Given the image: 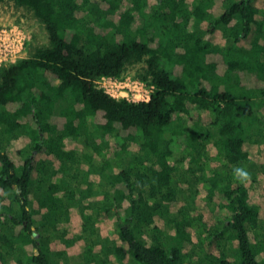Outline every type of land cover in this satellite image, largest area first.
<instances>
[{
  "label": "trees",
  "instance_id": "obj_1",
  "mask_svg": "<svg viewBox=\"0 0 264 264\" xmlns=\"http://www.w3.org/2000/svg\"><path fill=\"white\" fill-rule=\"evenodd\" d=\"M12 1L48 41L0 66V264H264V0ZM137 64L148 99L100 86Z\"/></svg>",
  "mask_w": 264,
  "mask_h": 264
},
{
  "label": "rangeland",
  "instance_id": "obj_2",
  "mask_svg": "<svg viewBox=\"0 0 264 264\" xmlns=\"http://www.w3.org/2000/svg\"><path fill=\"white\" fill-rule=\"evenodd\" d=\"M0 25L6 26L7 28L18 29L22 33V36H24L23 51L21 53V56L19 55L18 57H16V59L28 55L29 50H32L33 47H35L36 45L44 44L48 41L47 32H46L43 24L36 17H34V15L32 14V12L29 9L22 7L20 5H17L12 0L0 1ZM140 64L129 66L124 71V73H123L124 75L121 77L123 85L119 86L117 88L116 94H118L119 96H120V94H122L124 96L128 95L129 98H132V96H133V98H136V99H139L140 97L145 96V94L147 93V90H141V93H140L137 90L132 88L133 81L137 79L135 76L138 75L139 71H141L140 70V68H141ZM99 84H100V86H102L103 88L108 90L107 86H105L107 83L104 82V80L102 81V79H100ZM255 109H256V107H255ZM256 112L261 113V111H258L257 109H256ZM1 134L3 135L2 132H1ZM5 137H7V135L1 136L0 142H2V143L5 142ZM86 151H88L87 147H85L83 149V151H81L80 153H84ZM177 156H178V153H177ZM212 161H214V159L210 158L207 162L209 165H211ZM216 166H218V165H216ZM234 167H243L248 172H250V170L254 169V166H252L250 163H245L244 161L237 163V164H234L230 169L229 168L224 169L223 166H219L218 169L225 174H233V168ZM173 177L175 179L174 181L175 182L177 181L179 183L178 186L182 189L181 193L179 194V201L183 204L188 205L190 207L189 212H191V210L193 209V206H194V205L193 206L191 205L192 200H195V202H196V196L197 197L203 196L204 189L203 190L200 189L198 192V195H196L197 193L193 194V190H194V188L197 187L198 183L193 182L190 184L188 182V181H193L192 173L187 172L180 162L178 164V170L173 173ZM95 188L97 190L100 188H106V184H105L104 180H103L102 184H96ZM192 195H195L194 199H192ZM198 201H199V205L202 206L204 209H206V215L210 216V218H212L213 217L212 211L215 208V204H212L209 207V206H206L207 204L204 202V200H201L200 198H198ZM180 202H179L178 206H180ZM111 218L114 220V224H115L114 228L116 229V227L118 226L117 221L115 220L114 216H111ZM248 226H249V224H248ZM169 228H170V226H166L165 230L169 231ZM146 232L149 233V230H147V228H146ZM35 235L40 236V232L39 231L35 232ZM198 236L201 237V235H199V233H198ZM249 237H250V241L252 240V243L256 244L257 246L259 245L258 249H257L258 257L260 258V261L263 260V262H264V216L260 217L256 226L254 227V230L251 231ZM42 238H43V244L46 246H49L50 241L52 239L51 231L46 229L43 232ZM87 238H88L87 241L90 242L91 240H96L97 236L96 235L91 236V237L87 236ZM204 241H205V243H203L200 248H196V249L193 248L191 250L190 247H188V250L202 256L205 253V249H209L208 245L213 244V243H210L211 239H209V238L204 239ZM223 245H225L227 249L229 248L232 250H234V248H232V247L236 246L234 241H230L227 238H225L221 241V246H223ZM215 247H216V245H215ZM213 250H214L213 252L217 251V249L215 250L214 247H213ZM68 259L70 261L69 262L70 264H84V258H83V254L81 252L69 254ZM132 262H133L132 259L129 258V260L127 261L126 264H133Z\"/></svg>",
  "mask_w": 264,
  "mask_h": 264
},
{
  "label": "built area",
  "instance_id": "obj_3",
  "mask_svg": "<svg viewBox=\"0 0 264 264\" xmlns=\"http://www.w3.org/2000/svg\"><path fill=\"white\" fill-rule=\"evenodd\" d=\"M23 44H24V36H22V33L15 28H7L6 26L0 25V65L7 63V62H13L15 61L16 57L19 55L21 56V53L23 51ZM102 81L106 82L108 90H105L116 97H126L131 100H146L150 97V93L152 90V87H149L145 84V82L136 79L133 81L132 88L137 90L141 93V90H147V93L144 97H140L139 99L136 98H129L128 95H122L120 96L116 94L117 88L119 86L123 85L121 78H114V77H102ZM135 87V88H134Z\"/></svg>",
  "mask_w": 264,
  "mask_h": 264
},
{
  "label": "clouds",
  "instance_id": "obj_4",
  "mask_svg": "<svg viewBox=\"0 0 264 264\" xmlns=\"http://www.w3.org/2000/svg\"><path fill=\"white\" fill-rule=\"evenodd\" d=\"M233 176L234 179L241 183H245L251 179V174L243 167H234Z\"/></svg>",
  "mask_w": 264,
  "mask_h": 264
}]
</instances>
